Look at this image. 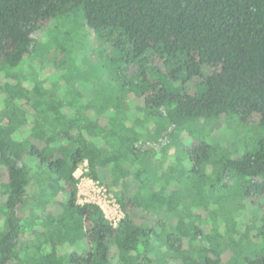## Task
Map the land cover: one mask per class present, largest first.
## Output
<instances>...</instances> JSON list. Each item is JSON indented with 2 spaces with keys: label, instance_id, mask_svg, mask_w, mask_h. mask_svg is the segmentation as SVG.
Returning a JSON list of instances; mask_svg holds the SVG:
<instances>
[{
  "label": "trees",
  "instance_id": "obj_1",
  "mask_svg": "<svg viewBox=\"0 0 264 264\" xmlns=\"http://www.w3.org/2000/svg\"><path fill=\"white\" fill-rule=\"evenodd\" d=\"M69 15L110 46L105 67L149 128L111 84L109 105L98 92L84 108L48 106L39 122L21 66L38 35ZM3 69L0 264H264V0H0ZM230 120L247 134L224 150L207 128ZM173 149L177 165L168 156L155 179L156 155ZM85 161L124 211L116 228L99 206L79 203ZM234 197L257 221L237 219L225 204ZM209 214L222 231L204 226Z\"/></svg>",
  "mask_w": 264,
  "mask_h": 264
},
{
  "label": "rangeland",
  "instance_id": "obj_2",
  "mask_svg": "<svg viewBox=\"0 0 264 264\" xmlns=\"http://www.w3.org/2000/svg\"><path fill=\"white\" fill-rule=\"evenodd\" d=\"M83 23L85 24V22L78 21L76 15H69L55 22L45 33L38 35L40 43L36 55L27 59L21 66L19 83L32 90L30 97L32 98V103H34L39 110V122L45 124L44 118L47 115L48 106H62V108L67 109H70L72 106L84 108L95 99L98 92L103 97H101V101L108 104L110 102L108 101L109 98L107 100L105 97L109 96V91L107 89V85L109 84L114 86H112L113 90H110L111 94L121 99L120 102L123 104L125 112L129 111L130 107L131 110L133 109L134 115L131 114V117L135 119L137 113L143 114V108L139 104L137 97L131 96V94L123 97L121 92L118 88H115L114 85L116 77L114 68L108 67V63H106L107 67H105L103 62L109 59L112 61V57H115L111 54L108 55L111 50L110 46L101 43L102 41L100 42ZM107 56L109 59H107ZM117 65L116 63L114 67ZM7 71L8 70L4 69L0 71V84H4L8 81L6 77ZM35 86L39 87L43 92L42 96L36 94ZM3 100L4 96L0 88L1 107ZM29 114L31 117H35L37 113L34 114V111L30 109ZM93 114L94 112L89 110L86 112L85 117H91ZM137 117H139V119H137L136 124L138 125L140 123L139 127H143L144 129L149 128L144 120L145 117L143 119H141V116ZM46 121V125H48L53 119L50 118V120ZM48 126L50 127V124ZM151 129H155V126L153 128L151 127ZM260 131L261 133L258 138L262 139L264 138V131L262 129ZM207 132L208 139L216 144H221L224 150H231L233 148L231 146L239 140V133L247 134L236 120L224 122L218 127H214V125L210 123ZM249 133L256 137L255 132L250 131ZM155 145L157 147L156 143L152 144V146ZM156 156V164L152 172L156 174H154L155 179L164 172V166L166 165L165 163L168 156L169 159L174 158L173 163L176 164V153L174 149L172 151L170 150L167 156ZM182 157L184 156L182 155ZM183 161L184 160L181 162ZM83 165L84 164H81L78 167L76 175L79 176L82 173L87 174ZM182 166L185 168L184 171L189 173L191 164L188 161H184ZM207 171L209 174H212L213 167L210 165L207 167ZM237 189V184L235 185V183H233V193L237 194ZM32 190L33 188L31 186L30 192H32ZM81 191L82 194L85 192V190ZM232 199L231 203L225 204L229 205L232 211H235L234 215H237L238 220L241 218V214H243L247 216V221H257L258 210L256 208L252 207L248 201H240L237 197ZM81 201H83L82 198H79L80 203ZM3 202V195L0 194V230L3 229V218L1 213ZM199 206L200 204L196 207L198 213L202 210ZM187 209H189V207ZM171 222L174 226L177 224L175 217ZM198 223L200 224L201 222L199 221ZM204 224L208 229L210 228L211 232L215 230L222 231L225 226L222 219L218 222L214 214H209L208 217L204 216ZM253 233L256 234L255 231ZM68 256L69 254L66 258Z\"/></svg>",
  "mask_w": 264,
  "mask_h": 264
},
{
  "label": "built area",
  "instance_id": "obj_3",
  "mask_svg": "<svg viewBox=\"0 0 264 264\" xmlns=\"http://www.w3.org/2000/svg\"><path fill=\"white\" fill-rule=\"evenodd\" d=\"M83 164L84 170L88 174V162L85 161ZM87 174L82 173L78 176L75 172V177L79 180V198H82L83 200L81 201V203H79H89L99 206L102 212L104 213L106 220L114 228L118 227L125 214L120 204L118 203L115 195L110 192L105 185H102L99 181L91 179ZM81 190H85V192L83 193L84 195L82 194Z\"/></svg>",
  "mask_w": 264,
  "mask_h": 264
}]
</instances>
